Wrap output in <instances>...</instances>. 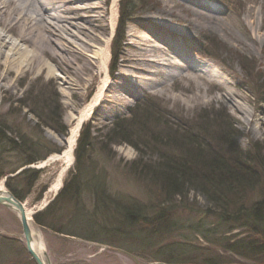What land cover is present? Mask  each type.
Segmentation results:
<instances>
[{"label":"rangeland","instance_id":"1","mask_svg":"<svg viewBox=\"0 0 264 264\" xmlns=\"http://www.w3.org/2000/svg\"><path fill=\"white\" fill-rule=\"evenodd\" d=\"M120 1L116 16L112 0H95L91 5L93 12L80 11L87 23L92 24V15L99 16V23L93 24L105 28L101 32L85 26L89 29L84 34L88 33V37H94L97 42H90L92 47L84 51V55L91 58L96 48L109 41L106 72L97 60H93L90 69H82V64L77 62L74 66L76 76L73 71L62 74L53 68L54 76L59 80H72L71 86L59 80L51 81L41 74V77L32 75L21 83H11L14 87L7 92L0 91V140L4 136L16 143L21 136L40 146V156L54 148L60 149L59 153L24 166L22 155L3 147L0 142V183L8 191L5 183L9 180L17 192L25 195L20 202L34 223L33 216L43 212L66 185L73 184L77 171L83 172L79 182L82 185L78 189L79 206L66 202L64 217L52 224L53 230L34 223L40 231L49 264H206L207 260H213L214 264H264V252L247 258L224 251L232 241L248 234L243 229L224 234L231 225L228 216L210 210L211 205L203 194L191 191L185 200L179 198L180 201L162 203L163 194L158 192L157 186L144 174L145 177L138 176L139 172L131 165L133 162H140L136 163L138 166L154 165L159 154H170V144L165 143H169L166 136L171 134L176 142L186 147L187 138L180 134H193L200 142L209 144L214 134H222V129L236 135L235 142L241 153L250 154L251 158L258 151L261 154L264 150V104L260 100L264 87L257 78H264V0H143V7L136 6L134 15L125 24L121 48L113 58L111 47L119 24ZM80 4L69 5L67 9L80 10L84 7ZM98 6L102 7L100 11L96 10ZM59 16L73 18V23L79 26L76 13L72 12V17L58 13ZM56 18L53 14L47 22L60 26L61 43L72 54L79 52L84 46L73 36L84 38L72 28L73 35L67 36L64 31L68 25L56 23ZM149 28L164 31L167 42L179 44V48L185 50L188 62L196 61L200 71H203L202 65H206L223 82H215L204 75V84L199 80L180 79L113 106L107 100L113 101L115 96L112 92L105 93L106 102L102 98L79 129L71 165L66 167L61 159L47 161L51 156L61 155L65 149L62 139L75 126L77 112L95 96L104 81L120 83L121 75L126 78L132 75L127 62L133 58L148 60L149 48L144 47L141 40L159 37L148 33ZM159 44L156 43L165 47ZM242 67L251 70L250 78L244 75ZM225 78H231V83L235 84L229 86L230 92L237 95L233 97L234 105L246 114L234 110L228 100L221 99L224 94L217 89L226 87ZM128 80L130 85H138L139 79ZM227 93L230 95L229 91ZM53 111V116L49 115ZM133 116L139 125L134 126ZM116 124L128 131L129 140L137 145V150L126 143L109 145L103 138ZM83 130H89L93 142L85 157L76 162L74 150ZM111 138L120 141L119 137ZM212 143L207 147L218 150L217 143ZM256 165L255 171H260V166ZM23 170L39 171L30 192H26L22 179L15 177ZM62 172L61 188L54 193L51 187ZM262 181L261 178V186L256 185L244 199L245 205L250 207L261 199ZM128 206L140 209L145 218L163 210L165 221L160 225L156 221L144 226L122 224L120 208ZM165 223L169 225L168 231L162 233L160 226ZM61 230L74 236L60 234ZM0 264H35L26 251L17 215L3 206H0Z\"/></svg>","mask_w":264,"mask_h":264},{"label":"trees","instance_id":"2","mask_svg":"<svg viewBox=\"0 0 264 264\" xmlns=\"http://www.w3.org/2000/svg\"><path fill=\"white\" fill-rule=\"evenodd\" d=\"M136 6H141L142 8L143 0L120 1L119 24L111 47L113 58L117 57V52L121 48L125 24L131 15H134ZM114 65H112L111 72L114 71ZM241 69L244 71L246 77H251V70H248L247 67H242ZM257 79L262 87H264V78ZM260 102L264 104V93ZM53 113L55 112L53 111L49 115L53 116ZM52 116L49 119H52ZM135 117L131 118L134 126L140 124L136 122ZM57 119L60 120L59 117ZM121 123L123 124V121ZM120 124L114 125L103 138L109 141V145L126 143L132 145L137 150V145L132 144L129 140L128 131L124 130ZM222 131V134H214L209 144L200 142L199 138L193 136V134H180L187 138L186 141L188 143L186 147L182 146L180 142H176L173 137L174 134H171L169 137L166 136V141L169 143H165L167 146L170 144V154H159L158 160L154 165L142 164L143 166H138L136 163L140 162H133L131 165H134L135 171L139 172L138 176H147V179L157 186L158 192L160 191L163 194H161L163 197L162 203H171L179 198L180 200H185L191 191L203 194L211 205L210 210H217L228 216L231 225H229L227 231L225 230L224 234L240 229L245 230L248 234L237 241H232L230 246L225 248L224 251L250 258V255H260L264 252V191L261 193V199L250 207L244 204V199L254 190L256 185L261 186L259 181H261V178L264 179V150L261 151V154L259 151L256 152V156L251 158L250 154L240 152L235 142V134L228 133L226 129H222ZM90 134L89 130L80 132L74 150L76 162L80 161L79 158L83 159L87 150L92 146L93 139L90 138ZM200 135L204 136L205 134ZM111 137H119L120 141H117V138ZM18 138L19 141L15 143L3 136L0 142L3 147H9L12 151H17L18 154H21V159H24L21 163L24 166L44 160L50 154L60 152V149L54 148L45 155L40 156L41 148L37 143L27 141L21 136ZM212 142L214 144L217 143L218 150H215V147L212 150L207 147L210 144L213 145ZM172 153H174V156H172ZM255 164H257L256 166H260V171H255ZM38 174L39 171L23 170L15 177L22 179L26 192H30L35 181L38 179ZM82 175L83 172L77 171L73 176V184L69 187L66 185L57 194L55 199L47 205L43 212L33 216L35 224L53 230L52 224L59 217H64L63 213L66 202L70 201L73 205L79 206L78 189L82 185V183H79ZM8 182L9 180L5 183L8 191L18 201H22L25 195L17 192ZM262 183L264 190V181ZM100 197L102 198V196ZM133 207L120 208L122 224H127L128 226L142 224L144 226L149 225L151 221H156L160 225L161 222L165 221L163 210H158L157 215L153 217L145 218V215L140 213V209ZM167 226H169L167 223L160 226L162 233L168 231ZM59 233L74 236L63 230ZM89 240L93 241L92 239ZM165 259L169 262L174 261L172 258ZM206 264H214V262L213 260H207Z\"/></svg>","mask_w":264,"mask_h":264},{"label":"bare ground","instance_id":"3","mask_svg":"<svg viewBox=\"0 0 264 264\" xmlns=\"http://www.w3.org/2000/svg\"><path fill=\"white\" fill-rule=\"evenodd\" d=\"M95 0H0V91L7 92L14 85L13 82L21 83L26 77L36 75L41 77V74L47 75L51 81H58L54 76V70L59 71L62 74H67L73 71L76 76L75 63H81V68L90 69L93 66V60H97L104 72L107 70V61L110 56L109 41L103 42V47L96 48L93 51L91 58H86L84 51L89 50L91 46L90 42H97L94 37L85 36L84 31L89 28H85L86 25H90L95 31L104 32L103 25H94L93 23L100 20L99 16L92 15V24L84 19L85 16L80 13L93 12L91 7L92 2ZM81 3L84 7L80 10H69V5ZM80 4V5H81ZM118 0H112V8L115 11L113 14L116 16ZM96 9V8H95ZM99 11L102 7L98 6L96 10ZM72 12L76 13V20H79V26H76L73 18L64 16L68 15L72 17ZM98 13V12H97ZM55 14L57 16L56 23L63 25L67 24L66 30L62 26V31L70 37L73 35V31L79 34L84 39H81L74 35L77 40H80L84 47L79 52L72 54L69 48L66 47L61 40L59 34L60 26H51L47 19ZM96 14V13H95ZM99 19H98V18ZM69 20V22H68ZM58 27V28H57ZM111 30L114 27V17L110 21ZM72 28L73 31L70 29ZM144 30V29H143ZM152 36L158 35L159 37L151 39L141 40V44L145 47L148 46L147 61H140L138 58H133L127 62V69L131 71V74L126 76H120L121 82L117 84L107 83L104 81L103 86L98 90L95 96L79 111L74 118L75 126L70 128L68 135L62 139L65 149L61 155L51 156L47 161L62 160L66 167H69L73 160V148L75 140L78 135L79 129L84 120L89 116L92 109L103 100L106 99L105 93L112 92L115 96L113 101H108L110 106L118 105L125 99L136 98L138 94L143 95L147 91L155 90L157 87L169 86L171 83H176L180 79H193L195 82L200 81V84H204L209 77L215 82H223L215 72L208 69L206 65H202L200 71L199 64L194 61L190 63L185 57V50L179 48V44L173 42H167L168 38H165L166 33L160 29L146 30ZM161 36H160V35ZM163 36V37H162ZM58 37V38H57ZM95 41V42H94ZM163 42V43H162ZM157 44H164V48ZM159 44V45H160ZM144 54V55H146ZM73 59V61H71ZM170 60L175 61L174 63ZM80 61V62H79ZM194 65V66H193ZM198 67V68H197ZM54 68V70H53ZM200 71V72H199ZM202 74V75H201ZM204 75V76H203ZM131 79H139L138 85H130ZM227 79L225 88L217 89L221 94V99L229 101L234 110L239 111L242 114V110L238 105H234L233 97L237 96L230 92L229 86L235 84L231 83V78ZM62 84L71 86L73 82L68 79L67 81L59 80ZM135 82V80H134ZM133 82V83H134ZM69 89V87H68ZM229 91L230 95L227 93ZM104 102H106L104 100ZM246 114V112H245ZM43 164V163H41ZM63 172L57 177L55 183L51 189L57 192L61 188ZM0 190H4L0 183ZM25 208V207H24ZM26 217L28 221V227L31 232L32 238V250L38 256L42 257L44 247L41 241V234L35 224L31 221V214L25 209ZM15 213V212H14ZM16 214V213H15Z\"/></svg>","mask_w":264,"mask_h":264},{"label":"water","instance_id":"4","mask_svg":"<svg viewBox=\"0 0 264 264\" xmlns=\"http://www.w3.org/2000/svg\"><path fill=\"white\" fill-rule=\"evenodd\" d=\"M2 187L4 188L3 185ZM0 206H3L4 208L16 213L17 218L21 225L24 245L28 255L30 256V259L35 264H49L46 253L44 251L42 257H40L32 250L31 232L28 227V221H27L24 205L20 201H18L10 192L4 189L3 191L0 190Z\"/></svg>","mask_w":264,"mask_h":264}]
</instances>
